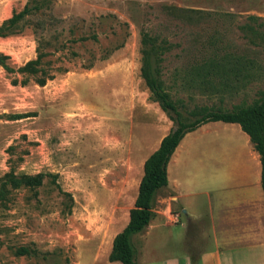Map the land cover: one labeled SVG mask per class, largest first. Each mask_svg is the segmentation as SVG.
I'll return each instance as SVG.
<instances>
[{"label":"rangeland","instance_id":"rangeland-1","mask_svg":"<svg viewBox=\"0 0 264 264\" xmlns=\"http://www.w3.org/2000/svg\"><path fill=\"white\" fill-rule=\"evenodd\" d=\"M26 4L41 7L0 37V264H113L145 158L172 122L140 76L142 32L166 40L162 79L191 124L201 107L232 111L264 92V0H0V25Z\"/></svg>","mask_w":264,"mask_h":264},{"label":"crops","instance_id":"crops-1","mask_svg":"<svg viewBox=\"0 0 264 264\" xmlns=\"http://www.w3.org/2000/svg\"><path fill=\"white\" fill-rule=\"evenodd\" d=\"M171 123L158 130L149 155ZM218 139L233 142V152L209 151ZM167 178L156 222L139 233L136 264H264L261 162L238 124L207 122L187 132L169 159ZM153 230L156 248H148Z\"/></svg>","mask_w":264,"mask_h":264},{"label":"trees","instance_id":"trees-1","mask_svg":"<svg viewBox=\"0 0 264 264\" xmlns=\"http://www.w3.org/2000/svg\"><path fill=\"white\" fill-rule=\"evenodd\" d=\"M39 6H29L28 4L18 13H14L11 18L3 21L0 25V37H5L13 33L14 28L26 17L38 11ZM251 36L256 32L250 28ZM264 39V36H260ZM86 39V38H84ZM92 39H96L93 36ZM141 66L140 76L146 87L149 89L152 100L156 102L160 109L169 114V119L173 123V128L162 138L157 150L151 153L143 164V175L138 187L132 209L129 211L128 222L125 227L115 235L108 260L117 264H136L134 260L135 250L131 244V237L140 233L148 227L153 218L154 199L157 192L168 185L167 164L174 153L183 136L193 131L201 124L207 122H225L238 124L240 129L250 138L254 150L260 157L261 162V187L264 193V92L251 105L237 106L232 111H220L207 107H201L200 119L191 124H184L179 120L177 106L171 101L170 95L162 79L161 63L164 55L169 50L166 40L142 32L141 34ZM4 57L0 55V59ZM157 64L154 74L151 69V62ZM209 73L217 72L221 69L220 64L206 62L199 68ZM238 70V69H237ZM174 114L175 118L170 116ZM13 187L20 185L19 180H11ZM23 183L27 186H38L41 183V176L25 178Z\"/></svg>","mask_w":264,"mask_h":264}]
</instances>
